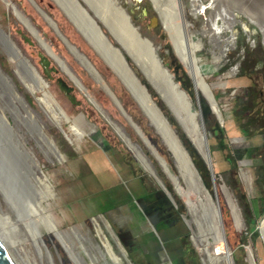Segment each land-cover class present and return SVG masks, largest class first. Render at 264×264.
Segmentation results:
<instances>
[{"label":"rangeland","instance_id":"1","mask_svg":"<svg viewBox=\"0 0 264 264\" xmlns=\"http://www.w3.org/2000/svg\"><path fill=\"white\" fill-rule=\"evenodd\" d=\"M10 1L52 47L53 51L59 57L61 56L60 59L64 61L98 106L97 109L87 99L75 83L42 50L12 10L0 0V29L9 36L21 54L37 69L48 83L49 92L71 119L69 123L61 122L68 139L59 127L47 118L34 98L25 91L15 74V61L7 58L0 48V71L11 80L22 99L20 103L9 97L5 92V90L8 91L5 83L0 80V108L5 117L7 116L9 126L15 128L21 141L52 186L54 195L47 204V213L53 217L58 229L65 236L64 241L69 248L61 245L64 250L67 249L65 252L68 257L77 258L76 261L79 264H106L107 262L111 264L95 226L97 220L102 225L100 220L102 216L108 221L121 247L127 252L124 264H158V261L152 258L153 256L143 253L146 251L151 255L150 249L155 248L162 251H159L163 258L161 262L166 260L168 264H204L202 253L192 240L193 231L197 233L194 227L195 218L191 213L189 214L191 217L188 215L187 203L177 195L173 182L149 147L130 125L112 98L80 65L81 63L72 55L32 3L29 0ZM31 1L52 19L59 33L68 43L93 65L126 116L130 117L140 128L144 137L165 160L169 172L186 189L176 159L149 116L129 91L124 80L111 66V56L107 57L102 50L97 49V52L94 49L90 42L96 45L95 42L89 41L82 30L70 21L71 16L59 7L58 3L62 4V2L59 0ZM77 1L100 27L113 47L120 50L140 85L146 88L152 101L169 122L171 130L190 153L194 167L199 171L196 166L198 163L206 171L205 181L200 171L199 173L210 193L213 194V191H216L224 227L225 244L231 251L234 264H250L248 248H252L256 263L264 264V237L260 231L264 220V169L261 166L257 167L264 163V0H251L248 8H242L239 5L232 12L231 19L218 17L210 29L208 28L210 18L213 20L212 18L223 6L221 0H201L206 7L195 14H191L193 8L191 0H180L185 5L183 7L193 24V30L199 33L195 39L200 38L204 43L203 50L198 53L202 59L200 72L207 82L208 89L211 88L214 100L223 117L222 122L214 114L205 95L195 88L190 76L176 56L161 23L158 21L154 24L153 18L157 17V14L151 2L149 0H117L129 14L134 27L139 29L140 35L150 40L158 49V55L163 63L168 67L175 59L189 79L192 92H186L192 101L194 111L198 110V105L202 110L214 179L208 164L188 138L174 114L123 50L122 42L118 40L114 28L107 23L106 19L105 23L100 17L94 15L88 5L89 1ZM70 7L74 6L70 4ZM259 16L263 19L258 18ZM215 25L220 27V31ZM259 28L262 29L263 37ZM225 49L227 52L222 55L221 52ZM215 55L221 57L222 64L217 70H215L216 64L213 63ZM112 57L115 61L117 60L114 56ZM60 83L65 85L67 91L60 87ZM14 103L16 109L12 107ZM25 108H29L33 113L42 128V133L53 142L58 152L64 157L62 162L54 159L37 135V129L23 120L21 116L26 114ZM80 115H84V121L75 122L80 132L83 133V136L79 138L72 134L71 125H73V119ZM115 128L121 130L130 143H133L132 145H136L152 166L156 177L144 169ZM4 138L2 144L6 150L9 149V152L6 160L0 162L28 195L29 190L26 185L28 174L25 171L24 175L20 173L24 169L21 163L23 159L12 147L9 133H6ZM184 140H187L189 148L184 145ZM102 141L109 147V151H104L99 146ZM250 148L254 150L246 153L245 150ZM254 158L257 162H254ZM226 160L233 162L232 166ZM161 184L172 195L176 209H171L172 204L163 194ZM222 187L227 189L237 203L242 220V227L239 229L233 220L227 205L226 192ZM146 200H156L171 210L169 211L171 215L168 217L169 224H162L161 229L159 225L155 226L160 240L152 227L151 219L145 212L144 201ZM189 200L195 204L198 195L191 192ZM166 214L168 215L167 212ZM184 219L189 225L183 221ZM102 230L115 252L122 256L120 245L112 237L108 226L102 225ZM125 231L135 235L140 234L138 242L141 246L138 249L142 250L137 251L136 254L129 251V246L119 238ZM208 239L211 243L214 242L213 236ZM70 260L75 264L71 258Z\"/></svg>","mask_w":264,"mask_h":264},{"label":"bare ground","instance_id":"2","mask_svg":"<svg viewBox=\"0 0 264 264\" xmlns=\"http://www.w3.org/2000/svg\"><path fill=\"white\" fill-rule=\"evenodd\" d=\"M1 1L5 4V6L8 9L12 10L16 18L25 27V29L32 35V37L37 41V43L42 48V50L61 68V70L70 78V80L74 82L75 75L68 69L65 63L63 64L62 60L60 59L61 56L59 57L53 51L52 47H50L45 42V40H43L42 38L40 39L38 37V34H37L38 31L23 16V14L17 9V7L10 0H1ZM87 1H89V3L90 2L96 3L95 6L99 10L100 15L99 14L98 15L100 19L104 22H105V19L108 21L107 23H109L114 28L116 35L119 38L117 39L120 42L124 44H130L132 45V47L134 46L135 44L134 41L136 40H139L143 44L146 43V38L139 35L137 28L134 27V25H132V23L128 19L129 14L127 15L124 12L123 8L119 5V3L115 4L114 0H87ZM149 1L151 2L154 11L157 14V18L159 22L161 23L163 30L167 33L169 37V40L173 46L176 56L178 57L184 69L190 76L192 82L195 85V88L198 91H201L202 94L205 95V97L208 99L209 103L212 106L214 114L222 122L223 117L220 116L221 112L218 109L217 103L215 102V100L210 97L209 89L207 87V82L200 72V66H201L200 64L202 62V59L198 56V53L201 50H203L202 48L204 46V43L202 42V39L200 38L195 39L199 33L193 30V24L190 21L188 14L185 11V8L183 7L184 4H182L180 0H149ZM72 3H73L72 6H74L73 10L75 13L69 16L73 17L76 25L82 30V32L91 41H94L95 39V44L98 50L105 49L103 52L107 50L109 53H111L112 50H115L114 52L115 54H117L116 53L117 48L111 47V45L105 40V38L102 35H100V33H98L96 28H95V31L92 32L89 26V24L91 23L89 16L78 7V5L76 4L74 0L72 1ZM191 3L193 7L191 10V14H195L196 12H199V11L201 12L206 7L204 6V4L201 3V0H191ZM221 3L223 6L218 10L215 16L213 15L214 16V18H212L213 20H211L210 18V23L208 25L209 29L211 28L212 23H215L218 17L223 16L226 20H227L226 17L231 19L232 12L235 9H237L239 5L242 8H248V6L251 3V0H221ZM111 5H114L116 7L117 12L112 9ZM66 6L69 7L70 4H67ZM44 18L50 24L51 27L53 26L52 28L54 30L55 27L53 23L49 21L47 17H44ZM258 18L263 19L262 16H259ZM231 22L232 20L230 21V23ZM216 27L220 31V27L219 26H216ZM2 45L3 46H1L0 44V48L3 50V53L6 55V57L15 61L16 63L15 74L17 75L19 82L23 85L25 91H27L34 98V100L37 102L38 106L43 111V113L47 116V118H49V120L53 124H55L57 127H59L58 123L60 121V118L62 117V114L65 116L66 113L60 107L58 102L55 100L54 96L49 92V87L47 88L45 84L42 81H39L37 78L34 79L26 75V73L24 72L25 66H24V61H23L22 56L19 53H17L16 49L12 47H8L7 44L3 43ZM68 46L67 47L71 51L72 55H74L76 59L83 66H85V68H87V70H90V67L87 63V59H84L83 54H80L79 52H77L78 51L77 49H76L77 51L72 49L71 47L72 45L68 44ZM225 52H227V49L222 50L221 54L225 55ZM132 57L139 64L138 60L134 57V55H132ZM112 58L113 57H111V59ZM220 60H221V57L215 55L213 59V63L216 64L215 70L221 67L222 64ZM116 61L118 62L117 64L122 65V60L120 59V57L117 56ZM148 68H149L150 73L154 75L153 70L150 67ZM0 80L3 83H5L8 89V91L5 90V92L8 94V96L22 103V99L21 97H19L11 80L7 78L1 71H0ZM127 86H130L129 90L133 94L136 93V91L138 90L143 92L142 88L140 87L139 89L136 88L137 86L136 83L135 85H132L128 82ZM172 88L183 99L185 104L188 105L189 98L187 99V97L181 92V89L176 87L174 84L172 85ZM164 91L166 92V94H168L170 100L176 106V108L180 110V112L176 111L177 113L176 117L178 118L180 124L183 126V129L186 135L191 140V142L194 144L195 148L198 150L199 154L202 156L205 162L208 164L209 168H212L213 166H212V162L210 159L208 140H206L204 136L203 130L200 125L199 116L190 114L189 111H185V110L183 111L181 109L182 107L179 104V101L176 99L174 94L170 93L169 90L167 91L165 87H164ZM143 95H144V92H143ZM144 100L146 102V107H147L146 111L148 115L150 116V120L152 121V124L155 126L156 130L161 135L162 139L164 140L170 152L173 154L174 158L177 161L179 171L183 176L182 178L183 183L188 184L189 179H190L193 182V184L197 187L195 191L187 187L185 189L184 186H182L177 181V178L167 170V168L164 166L163 163H161L163 165L165 173L168 175L170 180L173 182L177 195L180 196L181 199L187 203L188 210H189L188 214L191 213L193 215V211H194L193 207L195 204L191 202V200H189L190 193L192 192V193L197 194L198 200L196 201H199L204 198H207L208 196L207 193L209 189L205 186L204 182L201 180V176L197 168L194 167L195 164L193 165L191 156H189L190 154H188L187 153L188 151H186L187 149H185V147L182 145L178 137L171 130L169 125L166 123L165 119L162 118L160 113L156 110V107L152 103V100H150L146 96V94L144 95ZM12 107L16 109L15 103L12 105ZM25 111H26V114L21 116L23 120L31 124V126L34 127L35 129H37V132H38L37 135H39V137L41 138V141L45 144V146L47 147L51 155L54 157V159L58 160L59 162H62L64 160V157L59 152H57V150L52 146V141L47 140L46 137L43 136L42 128L40 127L37 120L34 118L33 113L29 110V108H25ZM6 118L7 116L5 117L3 110L0 108V147H2L3 149H6V147L2 144V140L5 139L4 135L6 133H9L10 135L9 140H10L12 147L23 159L21 163H23L24 169L20 173L24 175V171H25L29 177L28 182H26V185H27V189L29 190L28 196H31L30 197L31 202L33 203L35 209L37 210L41 218L48 225V227L52 230V232L55 234L58 240L61 242V244H63L66 248H69L66 244V241H64L65 236H63L60 230L58 229V225L53 220V217L47 213V204L50 200L53 199V195H54L52 191V186L47 181L48 178L46 177V175L40 170L36 161L32 158L31 154L29 153V150L25 147V145L21 141L15 128H13L12 126H9L8 121H7L8 118L7 119ZM68 119H69V122H71V119L69 117ZM71 131L73 132L72 134H75L79 138L83 136V133L80 132V130L78 129L77 125L74 122H73V125H71ZM67 138L69 139L68 135H67ZM124 142L127 145V147L132 151V153L137 158V160L142 164L144 169L148 173H150L152 176L156 177L155 171L152 169V166L147 161V159L142 155V153H140L138 148L135 147L136 145L133 146L132 145L133 143L130 144V143H127L126 141ZM223 190L224 192H226L225 196L227 200V205L230 209L233 220L236 224V227L239 229L242 227V220H241V213L238 209L237 203L232 198L231 194L227 191L226 188H223ZM170 197L173 199L171 194H170ZM219 209H220V205H219ZM193 217L195 218L194 215ZM102 219H104L107 222V223L105 222L106 226L109 225L108 221L104 217ZM186 222L189 225L187 220ZM95 226H96L97 234L99 238L102 240V246L104 247L108 258L110 259L111 264H124L126 261V254H125L126 252L123 249V247H121V244L118 238L116 237V235L114 234V232L112 231L110 225H109V229H110L111 235L120 245V248H121L120 251H121L122 256H119L115 252L107 236L103 233L102 225L98 222V220L95 221ZM213 227L215 231L211 229L209 230V231L214 232L212 234L213 240H214V242L212 241L213 243L209 241L207 236H204L203 234L201 235L200 232L195 233V231H193V235H192V240L194 244L195 245L197 244L198 246L197 249L200 250V252L203 255L204 264H234L231 251L228 248V246L225 244L224 227H223L222 217L220 215L219 217H216ZM260 231H261L262 236L264 237V220L260 226ZM73 234L75 235L77 233H73ZM247 251L249 254L248 256L249 263L257 264L255 260V256L253 255L252 248H248ZM70 258L72 259V261H74L75 264H79L78 261H76L77 258L76 259L72 258V256H70ZM162 260L163 258L161 256L159 264H168V261L165 262L166 261L165 260L164 262H161ZM106 264H108V262Z\"/></svg>","mask_w":264,"mask_h":264},{"label":"water","instance_id":"3","mask_svg":"<svg viewBox=\"0 0 264 264\" xmlns=\"http://www.w3.org/2000/svg\"><path fill=\"white\" fill-rule=\"evenodd\" d=\"M32 5L37 9V11L42 15V17H47L49 21H51L54 25V31L58 35V37L63 41V43L68 46V41L58 32V29L56 27V24L50 19L45 13L40 11L35 4L29 0ZM78 7L84 11L88 16L89 14L81 7V5L78 3L77 0H74ZM115 4L119 3L117 0H114ZM57 3V2H56ZM89 3V2H88ZM59 7L62 9V11H66L60 3H58ZM90 9L94 12V15L96 17H99L98 13L99 10L95 6V2H90L89 4ZM120 5V4H119ZM112 9L117 12V9L114 5H111ZM124 10V9H123ZM126 13V11L124 10ZM67 13V12H66ZM127 14V13H126ZM128 15V14H127ZM70 21L77 27L75 21L69 17ZM90 19V28L93 31H95V28L97 29L98 33L102 35L105 40L113 47V45L110 43L108 38L103 34L100 27L96 24V22L89 16ZM128 19L131 22V19L128 15ZM158 18H153L154 24L158 23ZM133 25V24H132ZM53 27V26H52ZM260 33L262 35L261 28H259ZM138 31V29H137ZM38 37L41 39L42 36L37 32ZM140 35V33H139ZM141 36V35H140ZM263 37V36H262ZM43 39V38H42ZM94 39V38H93ZM44 40V39H43ZM90 41V39H89ZM95 42V39L94 41ZM134 48L130 44H124L121 43V46L123 50L128 54V56L131 58V60L136 64V66L140 69V71L143 73V75L148 79L150 84L153 86L155 91L162 97L163 101L166 103L168 108L171 110V112L174 114L175 118L179 122L178 118L176 117V111L180 112L178 108L172 103L170 100L168 94L164 91V87L169 90L170 93H173L176 99L179 101V104L181 105V109L184 111H189L190 114L199 116V121L201 128L203 130L204 136L207 140V135L204 127V121H203V115L202 110L200 106L198 105V110L194 111V108L192 106V101L189 97V94L182 88L181 84L176 81L175 75L170 71V69L163 63L162 59L158 55V49L154 47L153 43L146 39V43H141L139 40L134 41ZM7 44L8 47H12L16 49L17 53H19L24 61V72L26 75L37 78L39 81H42L45 86L48 88V83L40 76L37 69L30 64V62L21 54V52L16 48L14 43L10 40L9 36L4 33L0 29V44ZM94 49L97 50L96 45L94 43L90 42ZM264 44V40H263ZM69 47V46H68ZM72 49L76 50L74 46H71ZM105 50V49H104ZM102 50V51H104ZM77 51V50H76ZM98 51V50H97ZM113 51V52H112ZM111 53H109L107 50L104 52L107 54V57L117 56L120 57L122 60V65L117 64L118 62L115 61V59H111V66L116 71V73L124 80L126 86L129 82L132 85L137 84L136 88L139 89L142 88L144 95L151 99V96L148 94L146 88L142 87L134 74L132 73L131 69L129 68V65L120 52L119 49L112 50ZM78 52V51H77ZM109 53V54H108ZM110 55V56H109ZM132 55L138 60L139 64L133 59ZM114 56V57H115ZM117 56L115 57L117 59ZM84 59H87L85 56H83ZM106 59V57H105ZM109 60V59H108ZM110 61V60H109ZM64 64V61H62ZM116 64H115V63ZM87 63L90 67V70L86 71L90 74V76L100 85L102 89L105 90V92L112 98L118 109L121 111V113L126 117L130 125L136 130L140 138L143 140V142L149 147L151 153L156 158V160L161 164L163 163L164 166L169 171L165 160L158 154V152L154 149V147L150 144L149 140L144 137V134L140 130V128L131 120L130 117L126 116L124 110L121 108L120 104L117 102L115 97L113 96L112 92L108 89V87L104 84L101 76L96 71V69L93 67V65L88 61ZM114 63V64H113ZM124 63V64H123ZM150 67L154 75L150 73L149 68ZM75 85L83 92V94L87 97V99L98 109V106L95 104V101L90 95L87 93V91L84 89L80 81L75 77L74 80ZM175 85L179 89H181V92L187 97L188 99V105L185 104L183 99L173 90L172 85ZM128 89L130 86H127ZM130 91V90H129ZM196 91V90H195ZM131 92V91H130ZM143 92L140 90L136 91V93H132L134 98L138 101V103L141 105V107L144 109L146 114L148 115L146 109V102L144 100ZM197 93V92H196ZM209 94L212 99H214L211 88L209 87ZM207 102L208 99L206 98ZM143 101V102H142ZM145 103V104H143ZM152 103L155 105L156 110L160 113L162 118L165 119L166 123L169 125V122L162 114L161 110L156 106V104L152 101ZM210 104V103H209ZM151 114V113H150ZM220 114V113H219ZM149 116V115H148ZM222 117V114H220ZM150 118V116H149ZM64 121L66 123H69L68 117L62 114V117L60 118V121L58 123L59 129L62 132V134L67 138L66 132L63 130L61 126V122ZM84 121V115H80L77 118L73 119V122H83ZM180 124V122H179ZM181 125V124H180ZM182 126V125H181ZM171 128V127H170ZM183 128V126H182ZM121 138L126 141L127 143H130V140L125 137V135L117 128H115ZM184 130V129H183ZM96 134V133H95ZM44 137L47 138L46 135L43 134ZM100 147L104 151H109V147L106 145L104 141L99 143ZM131 144V143H130ZM52 146L57 150L55 145L52 142ZM135 146V145H133ZM136 147V146H135ZM137 148V147H136ZM139 150V149H138ZM140 151V150H139ZM188 151V150H187ZM9 152V149H3L0 147V161L6 160L7 153ZM58 152V150H57ZM141 153V151H140ZM189 153V152H188ZM190 154V153H189ZM191 156V155H190ZM192 158V157H191ZM193 161V159H192ZM194 163V162H193ZM162 165V164H161ZM163 166V165H162ZM209 171L212 175V178L214 179V170L213 167L209 168ZM199 172V171H198ZM200 174V173H199ZM155 177V176H154ZM202 180V177H201ZM49 182V180L47 179ZM203 181V180H202ZM50 183V182H49ZM205 184V183H204ZM187 188H191L193 191L197 189V187L193 184V182L189 179L188 184H185ZM162 192L167 196L170 203L172 204L171 209H176V205L174 200L170 197V193L168 190L164 187L163 184H161ZM207 198H204L202 200H199L194 205V211L193 215L195 216L194 219V227L197 232H200L201 235L207 236L208 238L212 236L214 232L209 231L210 229L215 231L213 225L215 223L216 217L221 216V211L219 209V202L217 199L216 191H213V194L208 191ZM188 211V210H187ZM189 215V214H188ZM186 223V220H183ZM152 227H154V231L156 233V236L158 237L156 230V227L154 223L152 222ZM113 231V230H112ZM119 238L122 239L121 236ZM159 239V237H158ZM160 240V239H159ZM161 247L163 248V244H161ZM127 257V252H126ZM0 264H73L68 257L67 253L65 252L64 248L62 247L61 243L59 242L58 238L55 236V234L52 232V230L48 227V225L44 222V220L41 218L37 210L35 209L33 203L31 202L30 198L28 197L27 193L23 190V188L20 186V184L16 181V179L10 174V172L3 166V164L0 162Z\"/></svg>","mask_w":264,"mask_h":264},{"label":"flooded vegetation","instance_id":"4","mask_svg":"<svg viewBox=\"0 0 264 264\" xmlns=\"http://www.w3.org/2000/svg\"><path fill=\"white\" fill-rule=\"evenodd\" d=\"M63 5H64V9L66 10V12L69 15H72L74 12L73 7H67L65 5V1L63 0ZM72 17V16H71ZM263 36V35H262ZM264 40V38H263ZM144 207H145V212L148 214L149 218L151 219V221L154 223V225H159V228L161 227V225H167L170 222V219L168 218L171 215V210L168 207H164V205L162 206L160 202L156 201V200H146L144 201ZM170 211V212H169ZM166 212L168 213V215L166 214ZM103 217H100L101 223L102 225H105V220L102 219ZM109 228V225H107ZM161 229V228H160ZM110 230V229H109ZM122 239L125 242V244H127L129 246V251H131V253H135L139 250L142 249H138L140 248V243L138 242V238L140 239V234L135 235V234H131L128 231H125L122 234ZM142 237V236H141ZM118 243V242H117ZM165 250V249H163ZM151 251V255H149V253H147L146 251H144L143 253H146L148 256H153L152 258H154L156 261H158L157 263L159 264L160 262V258H161V249H150ZM161 251V252H159ZM126 254V253H125ZM164 254V253H163ZM164 256L168 257V255ZM169 258V257H168ZM127 259V257H126ZM128 261V260H127Z\"/></svg>","mask_w":264,"mask_h":264},{"label":"trees","instance_id":"5","mask_svg":"<svg viewBox=\"0 0 264 264\" xmlns=\"http://www.w3.org/2000/svg\"><path fill=\"white\" fill-rule=\"evenodd\" d=\"M168 67H169L170 71L175 75L176 81L181 84L182 88L185 91H187L188 93H191L192 92V86H191V84L189 82V79L187 78V76L183 72L181 66L176 62L175 59H173L171 61V63L169 64ZM59 85L64 91H67V89H66V87H65V85L63 83H60ZM204 115L206 116L205 113H204ZM244 132L247 133L246 131H244ZM184 145L189 148L187 140H184ZM252 150H254V149L250 148L249 150H245V152L246 153L247 152L251 153ZM226 161H227V163L230 164V166H232L233 162H231L230 160H226ZM255 161L257 162L256 158H254V162ZM196 166L198 167V169H199V171H200V173H201V175H202V177H203V179L205 181L206 171L203 170L202 167L198 163H196ZM259 166H261L262 169H264V163L259 164L257 167H259ZM206 185H207V183H206Z\"/></svg>","mask_w":264,"mask_h":264},{"label":"crops","instance_id":"6","mask_svg":"<svg viewBox=\"0 0 264 264\" xmlns=\"http://www.w3.org/2000/svg\"><path fill=\"white\" fill-rule=\"evenodd\" d=\"M59 1L62 2V4H61V3H60V4H61V5L63 6V8H64L63 0H59ZM64 1L67 2L66 4H73V3H72L73 0H64ZM100 146H102V145H100Z\"/></svg>","mask_w":264,"mask_h":264}]
</instances>
